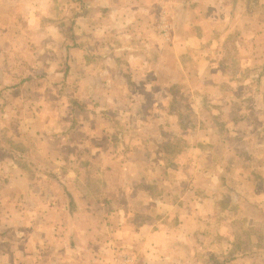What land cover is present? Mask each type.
<instances>
[{"label": "rangeland", "instance_id": "374dc122", "mask_svg": "<svg viewBox=\"0 0 264 264\" xmlns=\"http://www.w3.org/2000/svg\"><path fill=\"white\" fill-rule=\"evenodd\" d=\"M13 1L0 3V264L31 249L44 264H264V185L215 152L240 137L237 113L262 107L264 0H137L127 19L150 55L107 64L96 90L70 51L83 0ZM45 177L44 223L29 214L49 190L27 196L25 180Z\"/></svg>", "mask_w": 264, "mask_h": 264}, {"label": "crops", "instance_id": "0c3cea01", "mask_svg": "<svg viewBox=\"0 0 264 264\" xmlns=\"http://www.w3.org/2000/svg\"><path fill=\"white\" fill-rule=\"evenodd\" d=\"M1 1L2 0H0V3ZM17 1L24 5H46L52 3V0H27L26 2L23 0ZM136 1L137 0H83L82 5H85V10L87 11L84 19L86 24L85 35L81 33L75 37V44L73 45L75 49L70 48V51L75 52L76 57L78 54H80L79 56L81 57L85 56L84 65L86 67L85 73L87 74V78L86 86L84 87L91 90H96L98 87H102L104 82V73H111V69L105 66L107 64L114 65L116 60L117 62L115 63L118 64V59L123 58L125 55H140V57H148L150 55V43L152 42L151 38L149 37L147 39L141 34L142 24L133 23L127 19L128 11H130L131 14H136L137 12L135 11L139 9L137 5H135L137 4ZM13 2V0H5L4 4L13 5ZM33 9L37 10L36 7H33ZM134 17H136V15H134ZM135 42H141L145 45V47L141 48L139 51L133 49L132 45H134ZM109 56L110 59H108ZM112 56H114V60H111ZM79 66L80 64L77 62V69ZM106 70L107 72H105ZM116 73L118 76L121 75L120 68H118ZM139 80H141V78ZM116 82L117 86H123L122 88L126 87V81H123L121 77H119ZM120 86L119 88L121 89ZM229 100H231V103L234 104H236L235 102L238 101H232V99ZM260 102L262 107L259 108V111L253 112V114L244 115L242 113H237L238 119H235L234 121L237 123L238 127V132L236 135L240 137L236 139V142L232 140L229 141L228 146H224L222 141L220 144L221 147L217 148L215 152L222 149V152H225V150L227 151V149H229L231 156L233 157L231 160V166L248 170L249 174L246 175V179L251 177L254 181L256 179H261L262 183L257 184L264 185V99H261ZM213 131L216 132H211L209 137L213 138L214 136V138L217 139L219 137L221 139L224 137V132L219 131V129H215ZM38 150L43 151L41 146H38ZM219 154H221V152ZM202 155L206 157L204 150L202 151ZM255 170L257 171L258 175H255L252 172ZM57 183L59 184L58 181ZM25 184L27 187H29L26 191L27 196H30V187H33L34 185L45 184L49 190L47 191L42 189V191H37L35 193L36 195H34V197L36 199V203L33 206V213H30L29 215H33L36 210H38L41 212V218L53 216L56 211L52 204L53 198L50 200V197L51 193L56 190L54 187L55 183L45 177L43 180L37 179L35 181L27 178L25 180ZM43 192L48 193L45 195ZM183 194H185V191ZM47 196H50L47 200H43L41 198H47ZM183 200H186V197L183 198L182 201ZM176 201L177 199L173 203H176ZM33 203H30V205ZM46 207L48 208L46 209ZM8 222V225L11 224L14 226V223L11 221V219H9ZM60 224L61 223H56L54 221L52 228H59ZM40 231L41 230H37L36 232L39 233ZM45 257V254H41L40 252H38V254H34L33 249H31L24 257L22 264H44L43 262Z\"/></svg>", "mask_w": 264, "mask_h": 264}, {"label": "trees", "instance_id": "16d2710c", "mask_svg": "<svg viewBox=\"0 0 264 264\" xmlns=\"http://www.w3.org/2000/svg\"><path fill=\"white\" fill-rule=\"evenodd\" d=\"M75 104H76V102H75ZM66 189V188H65ZM66 193L68 194V197L70 198V206L72 207V206H74V198H73V196H72V194L69 192V191H66Z\"/></svg>", "mask_w": 264, "mask_h": 264}]
</instances>
